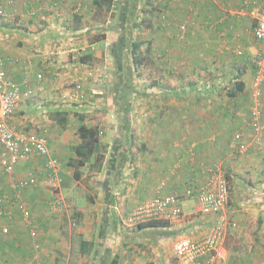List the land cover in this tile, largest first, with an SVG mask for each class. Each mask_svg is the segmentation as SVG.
Segmentation results:
<instances>
[{
    "label": "crops",
    "instance_id": "1",
    "mask_svg": "<svg viewBox=\"0 0 264 264\" xmlns=\"http://www.w3.org/2000/svg\"><path fill=\"white\" fill-rule=\"evenodd\" d=\"M262 7V0H114L110 10L95 0H61L59 7L49 0L18 1L17 13L0 19V57L13 61L9 78L32 85L34 93L22 98L13 126L36 130L37 110L48 107L51 128H38L48 131L62 190L77 181L72 165L81 118L99 127L106 150L101 162L92 158L80 168L97 192L79 208L81 227L69 237L59 230L58 215L45 208L43 192L50 187H20L30 172L48 175L45 158L33 156L0 176V207L7 213L2 226L9 229L4 234L0 228V264H73L71 257L61 262L50 254H66L71 244L88 256L79 264H184L176 243L204 239L219 220L200 212L196 195L185 194L203 186L213 170L232 184L226 214L237 224L229 230L223 264H264V134L248 128L254 58L263 47L254 35ZM98 35L105 38L94 42ZM135 42L142 44L139 66L133 63ZM75 83L88 99L72 106L59 95ZM98 89L110 93L99 103L103 92L91 93ZM64 117L65 127L59 123ZM250 132L257 141L240 152L235 135L251 138ZM157 196L179 197L183 215L155 229L127 225L132 210ZM18 201L32 211L36 239Z\"/></svg>",
    "mask_w": 264,
    "mask_h": 264
},
{
    "label": "built area",
    "instance_id": "2",
    "mask_svg": "<svg viewBox=\"0 0 264 264\" xmlns=\"http://www.w3.org/2000/svg\"><path fill=\"white\" fill-rule=\"evenodd\" d=\"M20 0H0V19H8L13 13H17L16 5ZM83 1V0H79ZM54 7H59L61 0H50ZM260 10L256 27L255 38L263 43V47L256 52L254 63L256 74L252 91V106L250 109L249 129L258 137L264 133V0ZM13 12V13H12ZM13 61L0 57V176L11 175L17 165L33 156L43 157L46 160L45 169L48 175L40 179L38 173H28L20 187H34L39 182L44 186L57 187L58 161L51 157L48 146L47 130H20L13 126L12 118L22 98L34 93V88L29 84H19L8 76L7 67ZM43 80L38 75L37 81ZM41 91H45L41 86ZM92 95L102 94L101 89L93 90ZM71 97L75 101L84 102L88 95L81 83H75ZM235 140L238 150L245 152L249 144L245 134L237 133ZM43 174V173H42ZM230 184L222 171L213 170L208 181L198 189H187L186 195H196L200 212L204 215L218 214L219 220L210 233L200 241L189 238L179 240L175 245L176 257L184 264H194L203 261L205 264H221L226 258L225 244L230 228H236L237 224L229 219L226 214L230 204ZM17 210L22 214L25 227L32 238L36 239L38 233L34 228L32 211L24 202H17ZM54 212H62L66 209L65 202L57 198L49 203ZM183 215L180 198L177 196H157L137 206L128 217L130 225L144 224L154 220H172ZM6 210L0 207V228L2 233L9 232L8 227L2 226L6 218ZM39 250V246H36Z\"/></svg>",
    "mask_w": 264,
    "mask_h": 264
},
{
    "label": "rangeland",
    "instance_id": "3",
    "mask_svg": "<svg viewBox=\"0 0 264 264\" xmlns=\"http://www.w3.org/2000/svg\"><path fill=\"white\" fill-rule=\"evenodd\" d=\"M136 72L137 73L135 74V76L137 75V79L139 78V76H141V80L139 79V81H142L143 80L142 78L144 76L143 69L142 68L139 69V70L137 69ZM136 87H138V86H136ZM139 89H140V91H143L141 87H139ZM72 91H73V87H72V85H70V87L66 91L67 95L64 97L63 94H62V95H59V97H62V99L64 101H67L66 104L72 105L74 102H76L75 99H73L71 97ZM102 92H103V94H102L103 96H101V95L99 96L98 95L99 98H98V100L96 99L97 103H99L100 100H102L105 97L107 99L108 96L110 95V93L108 94V91H106V90H103ZM106 92H107V95H106ZM142 94H143V92H140L139 95H142ZM125 96H127L126 93H125ZM252 98L253 97L250 98V103H251ZM263 101H264V97H263ZM81 103H83V102H81ZM72 106H75V104H73ZM251 106H252V104H251ZM263 109H264V104H263ZM43 110H37L38 111V115H36V116H37V118H39L41 120V122L38 123V126L34 127L36 129L35 131L42 130V128L44 126H46V125H48L47 127L51 128V123H50L51 117H50V113H48L49 112L48 107L44 108ZM98 113L106 114L107 111L103 112V111L99 110ZM39 126H43V127L38 128ZM43 129H46V128H43ZM250 133H251L250 135H252V132H250ZM256 138L257 137L255 135H252L251 138H250V137H248L247 133L245 134V139H246V141L248 142L249 145L251 143L254 144L255 141H257ZM260 163H262V161H260ZM262 166L264 167V163L262 164ZM58 167H59V165H58ZM38 173H39L38 175H39V177L41 179L43 172L40 171ZM82 173H83V177L80 180H77V181L74 180L71 183L72 185H70L67 190H62L61 186H60V183H59L57 187L49 186L50 188L46 189V192H43V193H48V196L46 194V198H45V199H47L46 202L44 203V205L46 206L45 208H47L48 211H50L52 213V215H55V214L58 215L56 220L59 219V221H58V225L60 227L59 230L61 232H63L64 236H67V237H69L67 234H69L70 232H71V234H75V233L78 232L79 228L81 227V218L77 216L78 213L80 212L79 208L85 207V200L86 199L94 201V198L96 196L95 194L97 192L95 190V187H94L95 184L92 185L94 180H91V178L89 179V177H88L89 174L86 177L85 173L84 172H82ZM246 175L248 177L249 173L246 174ZM231 188H232V184L230 183V191H231ZM58 197L63 199L64 202H65L66 209L64 211H62V212H58V211L54 212L49 207V203L54 201ZM121 223H122V226H123L122 229L127 228L123 222H121ZM126 223H127V225H129L128 218H127ZM131 226L136 227L137 225H131ZM257 237L260 238L261 234H258ZM263 239H264V235H263V238L261 240H263ZM67 252H70V256L68 255ZM50 254H51V260L53 259L55 261H61V262H63L65 260V258L67 260V257H71L73 264H77V263L79 264L81 262L84 263L85 261H87V258H88L87 255L86 256H81L80 255L81 253L79 252V250H77V248L75 247L74 244L73 245L71 244V249H70V251H66V254L64 252H60V251H57V250L52 251ZM81 259H83V260L81 261ZM223 262L221 264H223Z\"/></svg>",
    "mask_w": 264,
    "mask_h": 264
},
{
    "label": "trees",
    "instance_id": "4",
    "mask_svg": "<svg viewBox=\"0 0 264 264\" xmlns=\"http://www.w3.org/2000/svg\"><path fill=\"white\" fill-rule=\"evenodd\" d=\"M50 2V0H49ZM51 3V2H50ZM95 3L100 7H105L106 10H110L112 8V5L114 3V0H95ZM105 38V35H98L93 38L94 42L101 41ZM142 44L139 42H135L132 45L133 50V56L134 60L133 63L135 66H139L142 64L143 59L139 55V51L141 49ZM139 55V56H138ZM239 90H242V86L239 87ZM59 116L62 115V113H57ZM65 115V114H64ZM81 124L78 128V136L81 140V144L76 148V155L77 160L74 161L73 165L76 169L75 171V178L77 180H80L81 173L80 168L84 167L92 158L95 159V162H101V160L104 158V154L101 153V150H106V146H103L100 141V129L98 126L89 127L87 124H85V121L83 118L80 119ZM59 123L61 126L65 127L67 125V118L64 117V119H60ZM167 226L166 221L162 220H154L150 221L144 224L137 225V228L139 229H145V228H160ZM84 246H87V243L84 244ZM86 250H83L82 253L86 254ZM112 264H118L117 260H114Z\"/></svg>",
    "mask_w": 264,
    "mask_h": 264
}]
</instances>
